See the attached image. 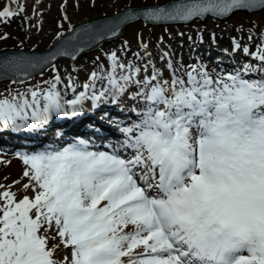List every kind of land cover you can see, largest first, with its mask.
I'll return each instance as SVG.
<instances>
[{
    "label": "rangeland",
    "instance_id": "374dc122",
    "mask_svg": "<svg viewBox=\"0 0 264 264\" xmlns=\"http://www.w3.org/2000/svg\"><path fill=\"white\" fill-rule=\"evenodd\" d=\"M129 1L130 0H21L17 6H20L19 8L22 13L20 16L15 17V23L8 25L0 22V47H4L7 41H16L18 43L17 47L22 46L26 49H44L51 44L55 37L63 33L71 22L74 23L93 15L112 13L123 5L128 4ZM142 1L143 0H141V2ZM5 5V0H0V14L4 11L3 7ZM261 24H264V10L255 15L239 13L230 20L222 23L210 21L200 26V28L209 31L212 30L216 33L227 31V35L231 34L235 37L242 36L243 38V32L245 31L249 32L246 33V36L251 38L253 31L256 30L261 32ZM250 27L254 29H250ZM12 28L15 30L11 31ZM185 30L188 32L191 30V27L183 29L180 27L167 28L162 26L154 29L138 22L126 27L125 33L122 36L124 39L128 40L131 45H126V43L120 41H114L102 47H104L105 50L112 48L119 49V51L124 52L122 56L127 53L126 50L131 49L132 51L139 52L135 56L140 57V55H144V48L142 47L144 43V45H146V50L147 48H151V51H154L155 55H157L155 58H160L159 53L162 52L160 50H163L164 46L169 45L165 40L168 41L171 34H173L174 38L178 37L180 33L183 34ZM135 32L137 33V38H134ZM157 39L158 42H156ZM96 51H93L94 55L97 53ZM128 58L130 60V56ZM85 59L81 60V64H88L90 59H94V56L92 55L86 60ZM144 63L148 64L147 61ZM70 67L65 62H61L56 65V67L52 68L48 75L34 77L26 84H15L11 82L0 83V103L3 104L0 106H5L8 111H12L15 108L14 105H16V102L21 100L19 98L16 100L17 97L21 96L23 92L31 93L35 91L37 87L43 86L44 84H51L59 77L64 79V76L69 73ZM149 69H151V67ZM147 75L150 76L149 71ZM9 160L10 163L7 164ZM1 165L0 191L7 190L9 188V186L6 185L8 181L17 179L22 169L18 166L17 160L11 158V156ZM25 197L30 198L31 196L26 194H20L19 196L1 195L0 264H52L50 263L49 257H47L48 251L46 249L47 241L50 238L45 233L47 229L58 231L57 224L52 225L47 215L42 216L43 211H40V209L31 208L28 214L24 208H18L14 211V204L22 202ZM45 204V202H42L41 208L45 207ZM10 213L20 214L22 217H9ZM37 216L40 218L34 223L33 218H37ZM18 218H24L25 225L20 224L17 221ZM53 240L55 242L54 249L56 250V258L59 261L57 264H72L65 252H61L60 255H57L61 250L60 247L62 243L61 240L59 242L56 238L55 233H53ZM66 243L68 244L69 242Z\"/></svg>",
    "mask_w": 264,
    "mask_h": 264
},
{
    "label": "water",
    "instance_id": "95a60500",
    "mask_svg": "<svg viewBox=\"0 0 264 264\" xmlns=\"http://www.w3.org/2000/svg\"><path fill=\"white\" fill-rule=\"evenodd\" d=\"M229 1H235L239 4V6L243 9L249 10L253 8L252 10L260 9L261 7H264V0H171L170 2H167L164 5L156 4L153 6H143V7H127L122 9L117 15L107 16V17H99L90 20L91 22H86L83 24H80L77 26L78 29H84L82 30L83 35L87 39V45L97 41H101L102 39L106 38L105 36H102L99 34L96 36L92 31H88L86 27L88 26H97V25H103L108 26L107 29H114V32L116 30H121V28L128 23V19L124 17H120L123 15H130L132 20L136 19H143L147 23L154 24L157 21L160 20V18L163 16H170V17H177L179 16L184 8H187L185 12H183V15H216L217 10L212 7L211 5L218 2H229ZM230 4L224 5L223 7L227 9ZM260 5V6H257ZM256 6V7H255ZM235 10L230 12L229 14H232ZM228 14V15H229ZM120 17V18H119ZM120 19L121 21H117V19ZM124 18V19H123ZM84 41V40H83ZM98 42V41H97ZM59 47H64L60 45ZM42 54V55H41ZM38 55L40 56V60H44L45 62H52L56 58H58L61 55H67V52H56L53 54H43L40 53ZM32 60H36L35 57ZM34 65L36 62L33 63Z\"/></svg>",
    "mask_w": 264,
    "mask_h": 264
},
{
    "label": "bare ground",
    "instance_id": "6f19581e",
    "mask_svg": "<svg viewBox=\"0 0 264 264\" xmlns=\"http://www.w3.org/2000/svg\"><path fill=\"white\" fill-rule=\"evenodd\" d=\"M78 1V0H77ZM81 5H84V4H81ZM12 22V21H11ZM10 22V23H11ZM9 23V24H10ZM15 23V22H14ZM14 23H12V24H14ZM8 24V25H9ZM13 30H15V29H11V31H13ZM196 38V37H195ZM232 41V40H231ZM231 43H233V45H234V41H232ZM172 48L174 49H176V46H172ZM150 53V52H149ZM236 55L234 54V53H231L230 54V57H231V59L233 58V57H235ZM150 60H151V58H150ZM163 66H164V64H163ZM256 103V101H253V104H255ZM101 106H103L102 104H100V103H98V105H97V107H101ZM47 107V104H46V99H41V100H39V99H37L35 102H34V104L33 105H31L30 107H29V109H27V112H29L30 114H32V115H34V116H36V117H39L40 116V113L41 112H43L44 110H43V108H46ZM3 125H5V124H3ZM196 153H195V157H194V161L193 162H191V173L193 172L194 173V175L196 176V175H207V171H208V169L210 168V160H211V154H212V151H211V143H196ZM167 155V160L166 161H164L163 163H165V164H171L174 168H175V170L176 171H180L181 170V168H180V166H178L177 164H176V160H175V148L173 147V144L172 143H167V145H166V147H165V153H164V155ZM160 156H162V155H160ZM157 157H159V155L157 156ZM36 171H34V170H32V171H30V176H31V178L33 179V181L35 182V184L38 186L37 188H34L35 190H38L39 189V187H41V184H42V182L38 179V178H36L35 176H34V173H35ZM177 177L178 178H180V179H182L181 180V182L179 183V185L177 184V185H175L173 188H172V191H169L168 193H167V195H165V197H169V194H170V192L172 193H176L177 192V190H178V188H179V186L182 184V182L184 181V179H185V176H184V174L182 173L181 175H177ZM118 180V179H117ZM159 181V180H158ZM34 186V185H33ZM187 193L188 194H193L192 192H191V190H188L187 189ZM99 192V191H98ZM218 224H221V223H219V222H217ZM182 225H181V227L182 228H185L186 229V231H189L190 229H196V228H193V227H190V226H193V222H186V224L185 223H181ZM190 225V226H188V225ZM207 226H209V224H206L205 226H204V228H206ZM219 226V225H218ZM219 227H222V226H219ZM80 230H84V227L82 226L81 228H80ZM79 230V231H80ZM88 230V229H87ZM195 234H197V235H195L194 236V238L195 239H199L200 240V238H202V234L199 232V231H196L195 232ZM243 240V238H242V236H239V238H236V242H241ZM77 242V241H76ZM90 244H91V246H94V245H97V246H99L100 248H101V250H102V245L101 244H99V243H97V241L96 240H91L90 241ZM94 253V254H93ZM92 253V255L90 256V257H92V256H94V255H99L100 256V254H96L95 252H93ZM99 253H101V251L99 252ZM230 260V259H229ZM228 260V261H229ZM112 258L111 257H106L103 261H102V264H113L112 263ZM87 264H89L88 263V260H87ZM166 264H171V263H166ZM261 264H264V263H261Z\"/></svg>",
    "mask_w": 264,
    "mask_h": 264
}]
</instances>
